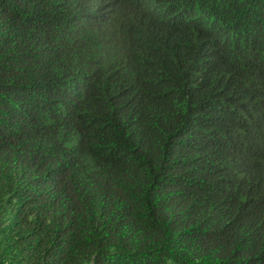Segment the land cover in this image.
<instances>
[{"label": "trees", "instance_id": "obj_1", "mask_svg": "<svg viewBox=\"0 0 264 264\" xmlns=\"http://www.w3.org/2000/svg\"><path fill=\"white\" fill-rule=\"evenodd\" d=\"M0 264H264V0H0Z\"/></svg>", "mask_w": 264, "mask_h": 264}]
</instances>
